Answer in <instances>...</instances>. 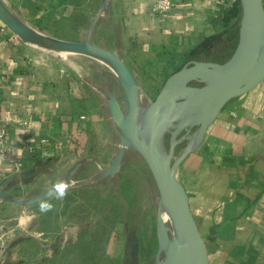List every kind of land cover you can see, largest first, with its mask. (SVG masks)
I'll return each mask as SVG.
<instances>
[{"label": "crops", "instance_id": "1", "mask_svg": "<svg viewBox=\"0 0 264 264\" xmlns=\"http://www.w3.org/2000/svg\"><path fill=\"white\" fill-rule=\"evenodd\" d=\"M101 1L5 0L37 29L72 40L89 28ZM154 2L112 0L94 35L111 41L97 43L120 49L148 92L161 89L194 48L224 32L239 0H174L165 14L152 11ZM210 46V54L220 58V47ZM84 59L92 58L57 57L26 43L0 17V125L7 146L0 156V184L36 167L31 178L19 175L9 191L37 194L43 184L64 179L79 158H88L82 169L107 166L114 155L118 137L105 100L84 77L115 94L119 86L98 70L101 65ZM179 177L208 238L210 264H264V81L225 105L199 148L182 161ZM41 218L37 204L20 207L0 199V230L4 224L11 228L0 235L11 248L2 251L0 262L37 264L51 233L61 232V247L68 246L65 226L58 220L51 232Z\"/></svg>", "mask_w": 264, "mask_h": 264}, {"label": "water", "instance_id": "2", "mask_svg": "<svg viewBox=\"0 0 264 264\" xmlns=\"http://www.w3.org/2000/svg\"><path fill=\"white\" fill-rule=\"evenodd\" d=\"M112 0H102L89 28L80 39H64L37 29L0 0V17L24 42L46 52L66 57L83 55L99 61L103 75L111 74L122 92L84 77L98 90L108 108L117 147L107 166L92 175L76 179L88 160L79 158L67 170L64 180L73 186L114 177L121 171L128 151L140 154L148 164L158 193L157 232L159 248L154 264H210L208 238L192 212L188 192L179 177L182 161L203 142L210 125L233 98L246 95L264 81V0H241L242 19L239 40L232 55L224 60L190 59L170 74L156 97L140 84L118 47L101 45L94 35ZM169 135V146L166 138ZM186 141L182 151L177 146ZM36 167L24 169L0 184V199L20 207H30L44 198L45 192L21 196L9 187L22 175L31 178ZM11 228L4 224L0 235ZM22 230H15L18 234ZM125 264H133L139 246L134 231L129 233ZM9 240L0 242V255ZM4 264V261L0 262Z\"/></svg>", "mask_w": 264, "mask_h": 264}, {"label": "rangeland", "instance_id": "3", "mask_svg": "<svg viewBox=\"0 0 264 264\" xmlns=\"http://www.w3.org/2000/svg\"><path fill=\"white\" fill-rule=\"evenodd\" d=\"M241 19L242 15L238 19L239 28ZM105 27L106 25L103 28ZM96 40L99 43H111L110 39L106 41L101 36H97ZM238 40L239 36L234 44L221 50L222 61L232 55ZM84 60L89 64L91 61L102 65L93 58ZM86 70L94 69L87 67ZM159 89H150L151 92H147L156 97ZM117 93L122 94L120 88L117 89ZM166 143L169 146V135ZM185 144L186 141L177 146L178 153ZM100 168L85 166L79 170L76 179L86 178ZM50 184H43L36 193L46 191ZM157 193L156 182L146 161L135 151H128L119 174L101 181L71 187L63 201L55 202L54 211L42 214L41 219L48 224V229H52L51 232L56 229L58 220L65 226L69 231L68 246L62 249L61 240L65 236L62 238L61 232L51 233L52 237L44 241L43 248L47 254L44 258L39 257L36 263L125 264L129 233L134 231L139 239V246L133 264H154L159 248Z\"/></svg>", "mask_w": 264, "mask_h": 264}, {"label": "trees", "instance_id": "4", "mask_svg": "<svg viewBox=\"0 0 264 264\" xmlns=\"http://www.w3.org/2000/svg\"><path fill=\"white\" fill-rule=\"evenodd\" d=\"M242 15V5L241 0L230 10V12L226 16V23L227 27L224 30L223 33L218 35L215 39L212 41H204L199 46L194 48V50L191 53L190 59H218V56H212L210 54L212 42L215 44V46H219L221 50L226 49L230 45L234 44V42L237 40L239 36V25L238 21L235 23H232V19L236 16L241 17ZM188 59V60H190ZM187 60V61H188Z\"/></svg>", "mask_w": 264, "mask_h": 264}, {"label": "clouds", "instance_id": "5", "mask_svg": "<svg viewBox=\"0 0 264 264\" xmlns=\"http://www.w3.org/2000/svg\"><path fill=\"white\" fill-rule=\"evenodd\" d=\"M72 187L70 181L64 179L54 180L47 188L44 198L38 200L37 206L40 214H47L56 208V201H63Z\"/></svg>", "mask_w": 264, "mask_h": 264}, {"label": "built area", "instance_id": "6", "mask_svg": "<svg viewBox=\"0 0 264 264\" xmlns=\"http://www.w3.org/2000/svg\"><path fill=\"white\" fill-rule=\"evenodd\" d=\"M174 7V0H155L152 5V11L155 14H165L170 12ZM1 85V79H0ZM6 130L0 125V156L6 150Z\"/></svg>", "mask_w": 264, "mask_h": 264}, {"label": "flooded vegetation", "instance_id": "7", "mask_svg": "<svg viewBox=\"0 0 264 264\" xmlns=\"http://www.w3.org/2000/svg\"><path fill=\"white\" fill-rule=\"evenodd\" d=\"M215 60H220V61H222L220 58H218V59H215ZM183 143V142H182Z\"/></svg>", "mask_w": 264, "mask_h": 264}]
</instances>
